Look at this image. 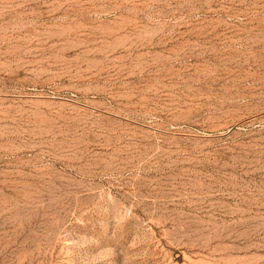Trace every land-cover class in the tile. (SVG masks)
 I'll list each match as a JSON object with an SVG mask.
<instances>
[{
	"label": "rangeland",
	"instance_id": "obj_1",
	"mask_svg": "<svg viewBox=\"0 0 264 264\" xmlns=\"http://www.w3.org/2000/svg\"><path fill=\"white\" fill-rule=\"evenodd\" d=\"M0 264H264V0H0Z\"/></svg>",
	"mask_w": 264,
	"mask_h": 264
}]
</instances>
